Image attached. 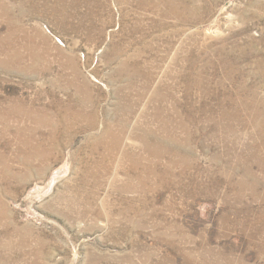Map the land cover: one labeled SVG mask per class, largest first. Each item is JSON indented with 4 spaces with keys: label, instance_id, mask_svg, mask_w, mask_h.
Returning <instances> with one entry per match:
<instances>
[{
    "label": "rangeland",
    "instance_id": "obj_1",
    "mask_svg": "<svg viewBox=\"0 0 264 264\" xmlns=\"http://www.w3.org/2000/svg\"><path fill=\"white\" fill-rule=\"evenodd\" d=\"M0 264H264V0H0Z\"/></svg>",
    "mask_w": 264,
    "mask_h": 264
}]
</instances>
